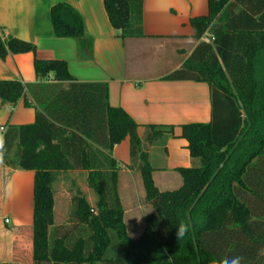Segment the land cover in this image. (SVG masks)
<instances>
[{"label":"trees","instance_id":"trees-1","mask_svg":"<svg viewBox=\"0 0 264 264\" xmlns=\"http://www.w3.org/2000/svg\"><path fill=\"white\" fill-rule=\"evenodd\" d=\"M144 0H105L119 37L141 38ZM209 15L191 21L201 41L166 81L205 83L211 91V122L182 127L191 168L179 169L183 184L161 192L153 180L148 146L174 136V127L139 126L109 104L106 83L78 82L63 60L38 57L33 43L0 36V59L33 54L35 84L0 81L3 105L34 109L33 124L4 133L3 164L35 172L32 264H218L242 256L264 264V0H209ZM53 34L92 50L81 15L67 4L51 9ZM130 140L131 170L141 174L151 208L140 238L127 235L119 196L120 164L113 149ZM86 172L96 196L72 194L66 224H55L60 174ZM190 225L184 239L176 226Z\"/></svg>","mask_w":264,"mask_h":264},{"label":"crops","instance_id":"crops-1","mask_svg":"<svg viewBox=\"0 0 264 264\" xmlns=\"http://www.w3.org/2000/svg\"><path fill=\"white\" fill-rule=\"evenodd\" d=\"M104 1L0 0V36L35 44L40 59L66 61L78 82L106 83L110 106L123 109L133 119L140 138L149 126L174 127V136L149 145L148 154L156 187L161 192L177 190L183 184L178 170L195 164L188 142L181 138L182 127L211 122V91L205 83L165 78L182 67L201 41L211 39L206 34L201 41L196 40L191 24L193 19L209 15V0H144L145 36L125 39L111 26ZM58 4L71 6L84 19L92 50L81 51L76 40L54 37L51 9ZM34 60L33 54L0 59V81L39 82ZM35 118L36 111L25 108L24 101L11 107L0 100V127L7 130L33 124ZM113 157L121 166L118 186L127 226L121 189L132 199L136 189L144 188L141 174L129 168V138L114 147ZM3 181L12 187L6 197L0 195V264H32L35 172L12 170L2 163ZM62 198L72 200L70 194ZM94 201L89 198L91 204ZM144 228L145 224L139 229L140 237ZM127 231L129 234L128 226Z\"/></svg>","mask_w":264,"mask_h":264},{"label":"rangeland","instance_id":"rangeland-1","mask_svg":"<svg viewBox=\"0 0 264 264\" xmlns=\"http://www.w3.org/2000/svg\"><path fill=\"white\" fill-rule=\"evenodd\" d=\"M119 172H121V169ZM86 175V173H82L81 171L60 174L57 182L53 185L56 198L55 222L57 224H66L71 217L72 202L71 200L65 201V198H62L63 195L70 194L72 197V194L75 193V189L77 187H81V189L86 191L85 194L88 200L89 198L91 201L95 200L96 196L94 192L87 186ZM121 194L124 199L125 207L127 208L126 222L129 230V236L136 240L140 237L139 229L145 224L143 216L147 212L150 213L151 208L146 203V193L143 187L142 191H138L136 189L132 199L127 198L123 188L121 189Z\"/></svg>","mask_w":264,"mask_h":264},{"label":"clouds","instance_id":"clouds-1","mask_svg":"<svg viewBox=\"0 0 264 264\" xmlns=\"http://www.w3.org/2000/svg\"><path fill=\"white\" fill-rule=\"evenodd\" d=\"M4 136L0 135V164L3 163L5 148H4ZM12 187L9 181L0 182V195L7 196L9 188ZM190 225L183 220L176 226V238L178 241L184 239L185 235L188 233ZM127 235H129L127 233ZM242 256L235 257H225L222 258L218 264H242L243 262Z\"/></svg>","mask_w":264,"mask_h":264},{"label":"built area","instance_id":"built-area-1","mask_svg":"<svg viewBox=\"0 0 264 264\" xmlns=\"http://www.w3.org/2000/svg\"><path fill=\"white\" fill-rule=\"evenodd\" d=\"M210 41H211L210 39H207L205 42L210 43ZM5 132H6V128L0 127V135H4ZM5 223L8 224L9 221L6 220Z\"/></svg>","mask_w":264,"mask_h":264}]
</instances>
